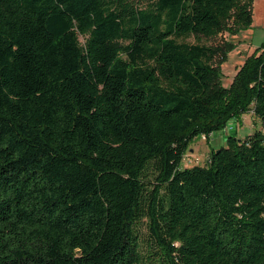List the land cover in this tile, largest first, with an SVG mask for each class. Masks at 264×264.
<instances>
[{
    "label": "trees",
    "instance_id": "16d2710c",
    "mask_svg": "<svg viewBox=\"0 0 264 264\" xmlns=\"http://www.w3.org/2000/svg\"><path fill=\"white\" fill-rule=\"evenodd\" d=\"M252 5L0 0V264H264V44L228 88L210 44Z\"/></svg>",
    "mask_w": 264,
    "mask_h": 264
},
{
    "label": "rangeland",
    "instance_id": "374dc122",
    "mask_svg": "<svg viewBox=\"0 0 264 264\" xmlns=\"http://www.w3.org/2000/svg\"><path fill=\"white\" fill-rule=\"evenodd\" d=\"M222 40H226L231 45L225 52L224 59L220 62L219 67L220 83L224 88H228L238 68L264 44V0H253L252 24L249 27L240 29L234 35L226 33L220 35L210 41V44H216ZM190 41H193V39H190ZM229 122L227 125L230 124ZM243 123V128L240 130L238 128L236 133H233L235 127L226 125L225 128L211 133L207 140H205L206 138L202 139L200 136L194 138L190 143V147L195 149V153L187 150L180 167L204 166L211 147L216 148L219 145H225L229 136L235 137L237 135L244 138V135L261 128L260 121L253 115L252 111L245 114ZM239 124L238 127H240ZM140 233L144 239L143 246H145L149 237L148 231L143 224L140 226Z\"/></svg>",
    "mask_w": 264,
    "mask_h": 264
},
{
    "label": "crops",
    "instance_id": "0c3cea01",
    "mask_svg": "<svg viewBox=\"0 0 264 264\" xmlns=\"http://www.w3.org/2000/svg\"><path fill=\"white\" fill-rule=\"evenodd\" d=\"M244 116H245V115H242L240 118H233L232 120H230V122H229L230 124H228V125H229V126H233V127H235V129L233 130V133H234V132L236 133V132L238 131V128H239V130L243 128L242 125L244 124V123H243ZM239 123H240V124H239ZM238 124H239L240 127H238ZM228 125H227V126H228ZM258 130H260V128L255 129L254 132H255V131H258ZM252 133H253V131L250 132V133H248V134H246V135H244V137L247 136V135H250V134H252ZM235 138H236V139H242L241 137H239V136H237V135L235 136ZM205 140H207V139H205ZM223 146H225V145H223ZM223 146H222V145H219V146L216 147V148L211 147V150H212V149H219L220 147H223ZM188 150H189V152H191V153H192L193 151H194V153H195V149L191 148L190 146H189ZM208 154H209V153H208ZM208 154H207V156H208Z\"/></svg>",
    "mask_w": 264,
    "mask_h": 264
},
{
    "label": "built area",
    "instance_id": "2783aa9c",
    "mask_svg": "<svg viewBox=\"0 0 264 264\" xmlns=\"http://www.w3.org/2000/svg\"><path fill=\"white\" fill-rule=\"evenodd\" d=\"M202 139H205V136H201Z\"/></svg>",
    "mask_w": 264,
    "mask_h": 264
}]
</instances>
